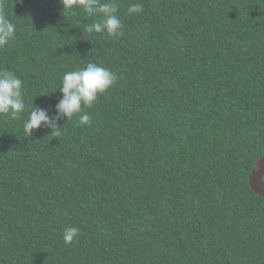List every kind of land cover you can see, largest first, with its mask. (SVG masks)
Wrapping results in <instances>:
<instances>
[{
  "label": "trees",
  "instance_id": "trees-1",
  "mask_svg": "<svg viewBox=\"0 0 264 264\" xmlns=\"http://www.w3.org/2000/svg\"><path fill=\"white\" fill-rule=\"evenodd\" d=\"M100 2L117 5L122 36L85 34L100 17L60 0H0L16 26L0 70L26 105L0 116V264H264L249 185L264 156V0ZM89 63L115 85L58 136L25 135L32 106L55 117L63 74Z\"/></svg>",
  "mask_w": 264,
  "mask_h": 264
},
{
  "label": "clouds",
  "instance_id": "clouds-1",
  "mask_svg": "<svg viewBox=\"0 0 264 264\" xmlns=\"http://www.w3.org/2000/svg\"><path fill=\"white\" fill-rule=\"evenodd\" d=\"M65 11L80 9L88 17H100L83 28L85 34H106L116 38L122 36L123 23L118 16V8L115 3L100 0H60ZM64 11V12H65ZM143 7L139 3L129 5L128 12L140 13ZM16 26L5 15L0 14V49L6 47L14 40ZM117 81L116 75L105 67L89 63L85 68L76 71H68L63 74L61 86L62 99L56 104L55 117L49 116V110L36 108L32 110L24 121V133L32 136L34 131L47 127L52 134L59 135V121L69 120L76 114L82 113L84 109H91L101 95L107 93ZM26 111L24 100L23 81L7 70H0V116H7L11 120L22 119ZM91 124V118L84 113L79 116L78 126ZM55 130V133H54ZM79 229L67 227L64 229L63 240L66 244H72L77 238Z\"/></svg>",
  "mask_w": 264,
  "mask_h": 264
},
{
  "label": "water",
  "instance_id": "water-1",
  "mask_svg": "<svg viewBox=\"0 0 264 264\" xmlns=\"http://www.w3.org/2000/svg\"><path fill=\"white\" fill-rule=\"evenodd\" d=\"M264 156L255 164L249 176L252 191L264 198Z\"/></svg>",
  "mask_w": 264,
  "mask_h": 264
}]
</instances>
